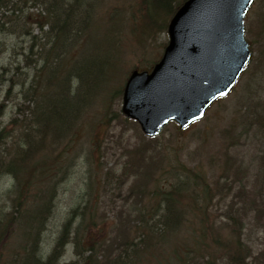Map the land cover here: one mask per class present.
<instances>
[{
	"label": "trees",
	"instance_id": "1",
	"mask_svg": "<svg viewBox=\"0 0 264 264\" xmlns=\"http://www.w3.org/2000/svg\"><path fill=\"white\" fill-rule=\"evenodd\" d=\"M185 1L0 0V34L4 38L24 37L26 46L22 47L20 52L21 63L32 70L27 84L23 83V79L20 82L13 78L7 80L9 87L3 102L0 103L2 116L5 112V101L11 100L13 90L18 87L20 102L10 101L13 114L5 122L0 121V180L7 179L10 184L7 192L8 196H11L10 208L0 202V242L22 228L23 237L35 231L34 242L31 246L26 244L21 256L14 252L8 257L11 251H1L0 248V264H57L64 246L69 241L73 245L75 257L69 264H145V261L147 264H161L158 258L166 252L162 251L160 246L165 248L170 241L177 243V247L186 252L182 256L179 249L174 248L166 260L167 264L172 260L173 264H217V260L211 255L219 250L224 251L229 264L247 263V253L242 251L240 243V220L235 217L228 218V222L221 223L225 228L216 233L208 226L204 217L206 209L200 202V196L207 193L209 196L211 187L216 188L218 183H211L199 170L183 165L166 166L173 172L171 181H160L155 178L156 174L148 175L149 179H155L149 196H154L156 203L158 200L163 203L161 213L158 214L159 204L156 205L155 202L151 205L149 213L139 212L137 216L140 222L120 232L122 241L108 257L102 256V252L113 246L110 243L112 239H109L111 232L108 231L102 238L101 232L106 222H95L93 215L86 212L85 207L73 214V217L78 219L75 226L72 218L71 221L64 222L48 258L43 260L39 257V240L44 230L41 227L46 225L51 216L50 201L56 189L65 184L81 159L82 153L79 150L74 153L76 148H73L76 141H79L76 140L75 128L78 126L80 107H88L94 96L100 93L106 98L103 105L106 108L102 116L108 113L111 96L121 91H113L115 88L109 91V85L107 91L113 92L110 96L106 92L103 94L106 86L105 76L111 72L112 76L122 67L121 49L127 45V40L130 38L135 44L142 46L146 39H154L156 35L165 32L169 19ZM108 2L111 4L106 5ZM35 5H43L44 14H24V9L34 8ZM97 8L113 11L116 15L128 12L130 18L125 24L114 15L106 18L105 24L109 28L112 27L108 32L103 20L97 18ZM115 23H120L119 31H115L119 27ZM31 25L38 27L39 35L32 33ZM44 27L46 30H43ZM256 27L257 31L252 32L250 27L248 35L252 37L254 44L264 49V14L257 21ZM101 35L103 39H108V50L105 55L99 57L94 54L93 49L94 41H102ZM77 42L79 44L75 47ZM77 50L80 52L78 58L70 61ZM140 53L145 58L150 55L147 45ZM147 68L149 67H142L140 70ZM125 70L123 66L116 76L119 80L113 81V84H120ZM14 71L18 73L19 70L16 68ZM25 79L27 81V78ZM26 103L28 106H25ZM123 121L131 123L125 119ZM81 131L82 127H79L80 135ZM83 138H87L86 132L81 139ZM153 140L142 143L144 145L141 144L140 147L153 148L150 143ZM141 151L144 157L145 149ZM69 154L74 156L66 160ZM142 156L138 158L140 164L144 162ZM161 163V159L158 160L159 167ZM162 184L165 185L163 189ZM147 186L148 182H142L129 192L141 191L139 196L145 198L146 192L141 189ZM154 214V222H149ZM110 223L115 231H119L116 222ZM34 226L38 229L34 230ZM100 226L102 229L94 235ZM227 230L231 238L225 240L224 244L220 237L222 231ZM138 232L149 237L148 243H140V249L137 243H133ZM187 234L191 238H180ZM210 236L214 238L211 240ZM232 241L234 248L231 247ZM208 243H212L213 248ZM1 246L3 245L0 243ZM190 246L193 247L188 248ZM125 254L131 256L122 261Z\"/></svg>",
	"mask_w": 264,
	"mask_h": 264
},
{
	"label": "rangeland",
	"instance_id": "2",
	"mask_svg": "<svg viewBox=\"0 0 264 264\" xmlns=\"http://www.w3.org/2000/svg\"><path fill=\"white\" fill-rule=\"evenodd\" d=\"M111 2L106 5H110ZM44 8L43 5H35L34 8L24 9V14L31 16L44 14ZM97 10V18L103 20L108 32L112 27L109 28L105 24L106 18L114 15L122 24L130 18L128 12L116 15L112 13L113 11L100 8ZM262 14H264V0H257L245 21L247 34L250 27L251 32L257 31V21ZM115 24L119 25L115 31H119L120 23ZM31 26L32 33L39 35L38 27ZM245 38L252 46L254 57L234 91L225 100L213 105L205 119L188 130L179 133L175 126L170 124L158 138L150 142L153 148L140 147L142 143H148L149 140L143 137L134 123L123 121L119 114V93L111 96V105L104 116L102 114L105 112L106 107L103 105L106 98L100 93L94 96L88 107L85 109L80 107L81 111L77 116L78 126L75 128L76 140L79 141L78 143L76 141L73 148L74 150L76 148L74 153L77 150L82 153L81 159L65 184L56 189L50 201L51 216L47 221V231L43 235L44 250L51 249L63 222H69L71 218L75 222L74 210L82 205L86 212L93 215L95 222H106L101 236L103 238L111 232L109 239H112L110 243L113 246L103 251L102 256L108 257L115 246L122 241L120 232L140 222L137 216L139 212L151 211L152 199L146 198L152 192L150 187L154 188L155 179H149L148 175L156 174L155 178L160 181L165 179L171 181L173 172H170L166 166L183 165L199 170L211 183H218L216 188L211 187L209 196L208 193L200 196V202L205 205L204 217L208 221V226L217 233L225 228L221 223L228 222V218L239 219L240 243L242 251L247 253L246 264H264V49L254 44L249 35L245 34ZM261 39L263 41L262 35ZM101 40L100 43L94 41L93 49L94 54L99 57L105 55L108 50V39H103L101 35ZM166 41L167 36L164 33L156 35L154 39H146L142 46L135 44L134 40L129 38L127 45L121 49L122 67L113 76H117L123 66L127 73L121 84H113L112 76H110L112 72L108 73L104 80L106 86L103 94L106 92L110 96L113 91L121 90L128 73L134 68L150 67L159 59ZM145 45L150 52L146 58L140 53ZM25 46L24 37L23 39L16 36L4 38L0 34V103L3 102L4 94L9 87L7 80L13 78L19 82L23 79L25 84L29 82L32 70L22 65L20 55L22 47ZM79 53L77 50L70 61L77 59ZM16 68L19 70L18 73L14 71ZM115 80L119 78L116 77ZM107 86L109 91L115 89L108 92ZM117 86L120 87L116 88ZM18 90V87L13 90L10 101L20 102ZM10 101H5L3 108L5 112L0 116L1 122H5L13 114ZM25 106H28V103ZM79 127H82L81 135ZM85 132L87 138L81 139ZM141 149H145L144 157ZM73 156L74 154H69L66 160H70ZM141 156L144 159L142 164L138 162ZM160 159L162 163L159 167ZM142 182H148V186L141 189L146 192L145 198L139 196L141 191L129 192ZM164 187L165 185L162 184L161 188ZM9 188L7 179H1L0 202H4L7 208L11 207V196H8L7 192ZM162 206H164L163 203L159 202V210ZM186 211L189 212V209L186 208ZM155 217L154 214L152 221ZM110 222H116L119 231H115ZM136 222L137 224H134ZM101 229V226L98 227L94 235H97ZM22 230L23 228L14 232L11 237L2 239L1 251L10 250L12 254L22 246ZM196 234L199 237V234ZM210 237L211 240L214 238ZM147 238L149 237L138 232L133 243H139L138 249H140V243L147 242ZM180 238L189 239L191 236L187 234ZM229 238L231 237L228 235V230L222 231L220 239L224 241V244ZM208 244L213 248L212 243ZM177 246L179 245L174 241L166 244L165 248L160 246V249L166 252L158 258L161 264L168 263L166 260L174 248H178L184 256L183 253L186 250ZM234 246L232 241L231 247L234 248ZM130 256L131 254L123 255L122 261ZM211 256L217 260V264H229V259L223 250ZM71 257L72 248L68 245L61 261L57 264H67L73 260ZM173 263L172 260L170 264Z\"/></svg>",
	"mask_w": 264,
	"mask_h": 264
},
{
	"label": "water",
	"instance_id": "3",
	"mask_svg": "<svg viewBox=\"0 0 264 264\" xmlns=\"http://www.w3.org/2000/svg\"><path fill=\"white\" fill-rule=\"evenodd\" d=\"M253 0H189L171 19L169 43L151 74L133 72L122 113L147 136L170 120L180 128L203 117L234 85L250 53L243 18Z\"/></svg>",
	"mask_w": 264,
	"mask_h": 264
}]
</instances>
